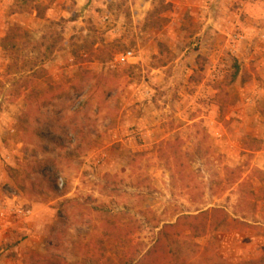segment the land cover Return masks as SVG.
I'll return each instance as SVG.
<instances>
[{"label":"rangeland","instance_id":"1","mask_svg":"<svg viewBox=\"0 0 264 264\" xmlns=\"http://www.w3.org/2000/svg\"><path fill=\"white\" fill-rule=\"evenodd\" d=\"M1 208L14 264H264V0H0Z\"/></svg>","mask_w":264,"mask_h":264},{"label":"built area","instance_id":"2","mask_svg":"<svg viewBox=\"0 0 264 264\" xmlns=\"http://www.w3.org/2000/svg\"><path fill=\"white\" fill-rule=\"evenodd\" d=\"M134 57V52L132 50H129L125 53L120 54L117 59L119 62L125 63L130 61ZM62 185V183H61ZM9 212H11L12 219H18L21 217H27L29 214H31L30 209H25L19 206H13L10 208ZM8 213V210L6 208H1L0 210V217L4 218L6 217V214Z\"/></svg>","mask_w":264,"mask_h":264},{"label":"trees","instance_id":"3","mask_svg":"<svg viewBox=\"0 0 264 264\" xmlns=\"http://www.w3.org/2000/svg\"><path fill=\"white\" fill-rule=\"evenodd\" d=\"M12 31H18V28L17 27H13L12 28ZM15 37V36H14ZM11 38H13V36L10 34V36H7L6 38H5V41H9V40H11ZM12 47H14V44H13V46ZM25 61V60H24ZM25 65H30V64H28L29 63V61H25ZM38 63L36 62V63H33L32 65H31V67H34V65H37ZM12 65H10V67H11ZM37 75H36V74ZM33 74H35L37 77H39V75H40V77H41V75H43L44 74V71L43 70H36V71H33ZM35 75H33V76H30L29 78L30 79H32V81H31V83L29 82V84L27 85L26 84V86L23 88V90L22 91H26L27 89H30V87H31V85H33V81H34V78H36L35 77ZM36 93H39V92H36ZM55 96H50L48 99H46V100H44L43 101V104L44 105H46V104H49V102H50V100L51 99H53ZM50 183H51V185L53 184L51 181H50ZM57 184V183H56ZM57 186V185H56ZM54 187V186H53ZM58 187V186H57ZM55 189H57L56 187H54ZM151 254H152V252L150 253V255H149V259H150V256H151ZM149 259L148 260H144V261H142V262H137L136 264H150V262H149ZM51 264H60L59 262L57 263V262H53V263H51ZM130 264V263H129ZM131 264H132V262H131Z\"/></svg>","mask_w":264,"mask_h":264},{"label":"crops","instance_id":"4","mask_svg":"<svg viewBox=\"0 0 264 264\" xmlns=\"http://www.w3.org/2000/svg\"><path fill=\"white\" fill-rule=\"evenodd\" d=\"M16 220V219H15ZM4 255H3V257H1V259H0V264H14L15 263V260H13V259H7V260H4Z\"/></svg>","mask_w":264,"mask_h":264}]
</instances>
